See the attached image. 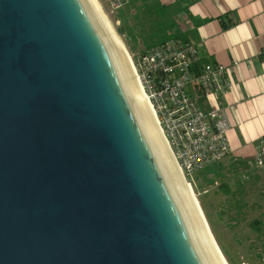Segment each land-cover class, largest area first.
I'll use <instances>...</instances> for the list:
<instances>
[{
	"label": "water",
	"instance_id": "1",
	"mask_svg": "<svg viewBox=\"0 0 264 264\" xmlns=\"http://www.w3.org/2000/svg\"><path fill=\"white\" fill-rule=\"evenodd\" d=\"M127 66L97 0H0V264H214Z\"/></svg>",
	"mask_w": 264,
	"mask_h": 264
},
{
	"label": "built area",
	"instance_id": "2",
	"mask_svg": "<svg viewBox=\"0 0 264 264\" xmlns=\"http://www.w3.org/2000/svg\"><path fill=\"white\" fill-rule=\"evenodd\" d=\"M104 1L117 13L131 0ZM132 64L162 136L185 178L228 158L227 123L221 109L213 104L229 87L225 67L200 64L196 47L180 38L164 40L137 53ZM250 165L264 169L260 156Z\"/></svg>",
	"mask_w": 264,
	"mask_h": 264
},
{
	"label": "crops",
	"instance_id": "3",
	"mask_svg": "<svg viewBox=\"0 0 264 264\" xmlns=\"http://www.w3.org/2000/svg\"><path fill=\"white\" fill-rule=\"evenodd\" d=\"M166 3L178 5L182 24L177 32L196 47L200 64L226 69L229 87L213 104L227 123L228 158L253 161L260 156L264 161V0Z\"/></svg>",
	"mask_w": 264,
	"mask_h": 264
},
{
	"label": "rangeland",
	"instance_id": "4",
	"mask_svg": "<svg viewBox=\"0 0 264 264\" xmlns=\"http://www.w3.org/2000/svg\"><path fill=\"white\" fill-rule=\"evenodd\" d=\"M97 1L133 62L134 56L145 49L142 43L151 40L144 35H148L146 32L151 28L150 21L154 15L140 3L131 5L129 2L128 8L126 5L116 13L104 0ZM156 1L169 6L164 19L172 20L171 32L178 31L182 24L178 5H168L167 0ZM119 28L124 29V35H118ZM229 160L226 158L219 164L223 167L222 174L212 185L205 184L201 173L186 177V181L191 185L210 231L227 259L233 264H264V170L252 166L248 174H243L232 170ZM221 184L226 188H221ZM254 222L257 223V231L251 228Z\"/></svg>",
	"mask_w": 264,
	"mask_h": 264
},
{
	"label": "trees",
	"instance_id": "5",
	"mask_svg": "<svg viewBox=\"0 0 264 264\" xmlns=\"http://www.w3.org/2000/svg\"><path fill=\"white\" fill-rule=\"evenodd\" d=\"M130 2H131L130 3L131 5H135L137 3L142 4L141 6L143 8H146L150 14L154 15V17H152L151 21H150L151 22V28L149 31L146 32L148 35H144L145 38L148 37L149 39H151L146 44L142 43L143 46L145 47V49H148V48H150L156 44H159V43L163 42L164 40L170 39V38L182 39L180 33H178L177 31L171 32L169 30L173 24L172 20L170 18L164 19L166 17V15L168 14L169 6H163V5H161V3H159L156 0H131ZM130 4L127 5L126 7L128 8L130 6ZM126 7H125V9H126ZM120 12L121 11H119V13ZM223 27H225L224 24H223ZM124 32L125 31L123 28L117 29L118 35H124ZM129 33L130 34L132 33L130 31V29H129ZM143 34H145V33H143ZM132 38H135V37H132ZM251 162L252 161H238L235 159H230L229 160V166L231 167L232 170H235L236 172H242L243 174H248V171L252 167V165H250ZM219 164H221V162L214 164L212 166H209V167L203 169L202 171L198 172L199 174L201 173L200 177L204 180L206 185H212L215 183V181L217 179L220 178V176L222 174L223 167L220 166ZM262 170H264V169H262ZM222 186L224 188H226V186H224L223 184L220 185L221 188H223ZM239 208L240 207H237L236 209L239 210ZM252 226L253 227H251V228H253L255 231L258 230L257 223L254 222ZM262 235L264 236V233ZM220 251H222V249ZM221 253L223 254V256H224V258L228 264H233L227 259L226 253L224 251H222Z\"/></svg>",
	"mask_w": 264,
	"mask_h": 264
},
{
	"label": "bare ground",
	"instance_id": "6",
	"mask_svg": "<svg viewBox=\"0 0 264 264\" xmlns=\"http://www.w3.org/2000/svg\"><path fill=\"white\" fill-rule=\"evenodd\" d=\"M117 36V35H116ZM118 38V37H117ZM119 40V38H118ZM120 41V40H119ZM122 47L124 48L125 50V53L128 57V69L131 73V76H132V79H133V82H134V85H135V88H136V91H137V94H138V97L139 99L145 104L147 110H148V113H149V116H150V119L152 121V123L156 126L157 128V131H158V134H159V137L165 147V150H166V153H167V156H168V159L173 167V170L176 174V177L179 181V184L183 190V193L187 199V202L191 208V211L196 219V222L200 228V231H201V234L203 236V239H204V242L207 246V249L209 251V254L214 262V264H228L223 256V254L221 253L218 245H217V242L215 241L211 231H210V228L208 226V223L204 217V214L202 212V209L192 191V188H191V185L186 181V178L183 176L181 170L179 169V167L177 166L171 152H169L170 150L168 149L167 147V143L165 141V139L163 138L162 136V132L159 128V125L156 121V118H155V115H154V112L152 110V108L150 107V104L145 96V94L143 93L141 87H140V84L137 80V77H136V74H135V70H134V67H133V64H132V59L130 58L127 50L125 49V46L122 44V42L120 41Z\"/></svg>",
	"mask_w": 264,
	"mask_h": 264
}]
</instances>
